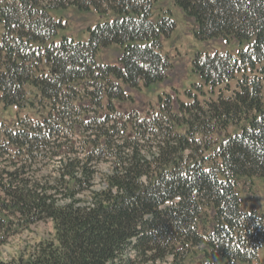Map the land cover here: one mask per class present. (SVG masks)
<instances>
[{"label": "trees", "instance_id": "trees-1", "mask_svg": "<svg viewBox=\"0 0 264 264\" xmlns=\"http://www.w3.org/2000/svg\"><path fill=\"white\" fill-rule=\"evenodd\" d=\"M180 25L201 45L178 71L166 41ZM0 28V104L25 112L0 124V152L18 156L0 171V246L16 226L55 229L0 264L260 263L264 0H0ZM185 70L201 80L191 103L165 93ZM148 93L157 111L123 114ZM46 156L50 185L27 169Z\"/></svg>", "mask_w": 264, "mask_h": 264}, {"label": "rangeland", "instance_id": "rangeland-1", "mask_svg": "<svg viewBox=\"0 0 264 264\" xmlns=\"http://www.w3.org/2000/svg\"><path fill=\"white\" fill-rule=\"evenodd\" d=\"M1 33V28H0ZM191 34V33H190ZM86 36V37H85ZM191 38H190V37ZM79 38L87 39V33L81 34ZM199 44L201 43L199 41H196L195 38L191 35H187L185 27L183 25H180L176 28V30L172 33L170 36V39L166 41V49H168L172 55H176V50L174 49V46L177 45L180 53L176 55V57L173 58V61L180 65L177 70H183L189 59H192L196 51L199 49ZM114 48H111L109 51H114ZM191 71L185 70L184 75L180 79L181 81L177 82V79L179 77H174L172 80L167 81L166 84L169 85L165 89V93H172L173 99H180L181 101H185V103H191L193 100L189 99L184 90L185 88L189 87L192 82H199L201 81L200 78L193 74H189ZM180 73V72H179ZM165 84V85H166ZM236 81H231L229 84L230 90H226V85H223L221 87L214 88L213 91H210L207 86H202L203 89H205V94H199L197 97L198 101H200L201 105H206V101H213L217 98L218 94L222 92V94L230 95L231 91L235 88ZM172 86V88H171ZM175 87H178L179 90L176 91ZM194 88V87H193ZM176 91V93H174ZM179 94V96H178ZM155 94H146L144 97H142L141 101L138 103H135L128 111L125 110L123 114L130 113L129 111L134 110L138 112L141 116L149 115L148 113H153L159 109L158 105H156V100L153 99ZM165 94H163L162 100H164L165 97H167ZM177 97V98H175ZM152 99L153 103L148 104V101ZM173 100V101H174ZM174 104L176 102L174 101ZM126 106H129L125 104ZM133 108V109H132ZM148 108V110H147ZM158 108V109H157ZM148 111V112H147ZM25 115V112L21 111L18 114V117H23ZM17 116V108L16 107H9L6 109V107L2 106L0 104V123L3 122L5 119H8V123H13ZM34 119H37L36 116H31ZM163 121L164 118H161ZM167 125V123L165 122ZM4 143L3 138L0 137V144ZM79 144H77L78 146ZM9 149V150H8ZM78 151H81V149L77 148ZM15 149H12V147H7V149L3 150V153L0 152V171L1 170H13V165H9V162L5 160V158L12 159V156L14 155ZM13 160V159H12ZM21 162V161H20ZM23 163V162H21ZM33 166L28 167L30 174L28 176L33 177L36 181L41 180V182H44L45 179L49 178V185L53 184L54 177L57 175V171L55 170L57 167V161L55 159H50L47 156L46 157H39L36 158V160L32 164ZM97 174L94 179L93 189L99 190L106 187V183L103 181V175L107 173H111L112 171V164L108 161H102L97 167H96ZM49 176V177H48ZM256 185L258 186V192H257V201L259 202V206H264V179L259 177L256 179ZM89 194V191H85L83 196H81L83 199H87ZM18 229L17 231L10 234L8 237V240L6 243L0 246V258L3 261H12L14 259H17L21 255H27L33 247H35L40 241L44 239H53L55 235V229H54V223L51 219H46L42 221H38L36 223H33L29 226V228H23L22 226H16ZM15 228V229H16ZM128 256L133 255L132 249L128 248L126 251ZM260 263L264 264V246L260 250Z\"/></svg>", "mask_w": 264, "mask_h": 264}]
</instances>
